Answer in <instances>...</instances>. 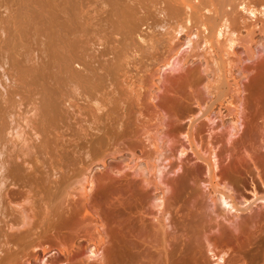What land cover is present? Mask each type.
I'll return each mask as SVG.
<instances>
[{
  "label": "bare ground",
  "instance_id": "6f19581e",
  "mask_svg": "<svg viewBox=\"0 0 264 264\" xmlns=\"http://www.w3.org/2000/svg\"><path fill=\"white\" fill-rule=\"evenodd\" d=\"M259 4L264 0H0V264H43L48 254L59 255L51 264H71L75 258L84 264L103 253V225L88 208L90 178L96 165L107 166L122 140L134 133L121 89L125 67L174 41H180L178 48L163 66L185 46L205 49L212 59V65L204 59L209 100L207 106L199 104L198 115L212 121L211 107L226 96L234 72L220 59L219 38L227 33L233 50V36L244 35L238 10L253 14ZM238 41L246 43L251 59L264 50V28L246 29ZM154 88L159 89L155 81ZM233 104L229 111L238 115ZM231 123L236 131L238 118ZM159 147L156 155L133 151L128 168L156 178L165 153ZM190 149L207 163L208 185L222 206L239 212L255 202L241 204L221 189L212 150L201 154L192 143ZM78 184L79 200L73 194ZM26 200L32 203V223L23 210L20 221L13 218ZM76 213L93 233L72 236L68 246L60 240L49 247L62 237L54 232ZM15 227L24 230L10 234Z\"/></svg>",
  "mask_w": 264,
  "mask_h": 264
},
{
  "label": "rangeland",
  "instance_id": "374dc122",
  "mask_svg": "<svg viewBox=\"0 0 264 264\" xmlns=\"http://www.w3.org/2000/svg\"><path fill=\"white\" fill-rule=\"evenodd\" d=\"M256 9L253 14L238 10L237 24L244 35L246 29L264 28V4ZM244 35L233 36L235 53L227 33L219 38L220 59L234 71L240 92L229 76L226 96L211 107L212 121L198 115L199 104L207 106L209 100L204 59L211 65L212 59L205 49L185 46L163 66L178 48L180 41H174L129 61L121 89L135 121L134 133L122 140L120 153L112 154L107 166L97 164L92 171L88 208L102 223L106 244L99 257L84 264H264V201L257 200L264 197V50L249 59L246 43L238 41ZM184 58L191 62L184 64ZM154 81L159 87L155 92ZM233 103L238 115L229 111ZM235 118L236 131L231 123ZM190 143L201 154L212 150L216 180L224 192L241 204L255 202L239 212L222 206L208 185L207 163L195 157ZM157 146L165 153L157 162L156 178L128 168L133 151L156 155ZM82 193L76 185L75 199ZM30 207V201L21 202L13 218L20 221L23 210L29 223L34 222ZM83 219L79 213L68 217L63 230L53 234L62 237L48 246L60 240L61 246H68L72 236L92 234V225ZM23 230L15 227L10 234ZM220 256L223 260H217ZM57 258L48 254L43 264ZM79 262L75 258L71 264Z\"/></svg>",
  "mask_w": 264,
  "mask_h": 264
}]
</instances>
